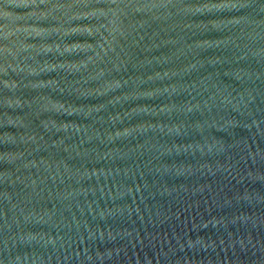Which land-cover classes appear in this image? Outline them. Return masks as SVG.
I'll list each match as a JSON object with an SVG mask.
<instances>
[{
	"label": "water",
	"instance_id": "95a60500",
	"mask_svg": "<svg viewBox=\"0 0 264 264\" xmlns=\"http://www.w3.org/2000/svg\"><path fill=\"white\" fill-rule=\"evenodd\" d=\"M0 264H264V0H0Z\"/></svg>",
	"mask_w": 264,
	"mask_h": 264
}]
</instances>
